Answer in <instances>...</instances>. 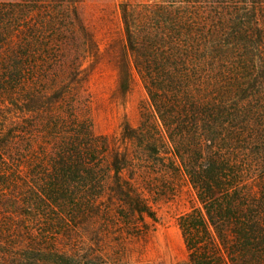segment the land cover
Wrapping results in <instances>:
<instances>
[{
    "label": "trees",
    "instance_id": "trees-1",
    "mask_svg": "<svg viewBox=\"0 0 264 264\" xmlns=\"http://www.w3.org/2000/svg\"><path fill=\"white\" fill-rule=\"evenodd\" d=\"M82 2L0 3V264H120L81 230L99 215L156 219L138 186L149 161L201 203L179 218L187 264H264V0L121 7L118 89L138 74L179 167L157 128L127 126L135 150L121 151L79 116L83 63L100 52Z\"/></svg>",
    "mask_w": 264,
    "mask_h": 264
},
{
    "label": "rangeland",
    "instance_id": "rangeland-1",
    "mask_svg": "<svg viewBox=\"0 0 264 264\" xmlns=\"http://www.w3.org/2000/svg\"><path fill=\"white\" fill-rule=\"evenodd\" d=\"M21 0H0L14 3ZM208 0H83L79 11L83 22L93 33L99 46V57L84 61L87 80L80 88L77 111L88 119L97 135L114 138L121 151L135 150V145L123 138L125 128L139 129L143 125L157 128L153 137L165 156V165L177 167L172 157L173 145L152 106L144 83L137 73L127 92L118 89V61L126 56L121 7L155 8L175 2ZM167 153V154H166ZM138 186L144 191L156 219L128 213H114L95 218L81 230L82 245H100L106 258L120 264H187L188 251L179 227V218L201 208L197 193L189 179L178 172L151 161L142 170ZM101 199L111 206V187ZM104 205V206H105Z\"/></svg>",
    "mask_w": 264,
    "mask_h": 264
}]
</instances>
